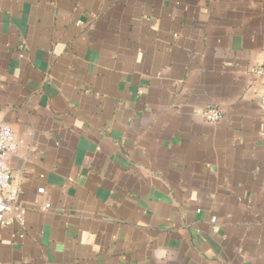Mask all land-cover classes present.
<instances>
[{"label":"crops","instance_id":"crops-1","mask_svg":"<svg viewBox=\"0 0 264 264\" xmlns=\"http://www.w3.org/2000/svg\"><path fill=\"white\" fill-rule=\"evenodd\" d=\"M263 89L264 0H0V264H264Z\"/></svg>","mask_w":264,"mask_h":264},{"label":"built area","instance_id":"built-area-1","mask_svg":"<svg viewBox=\"0 0 264 264\" xmlns=\"http://www.w3.org/2000/svg\"><path fill=\"white\" fill-rule=\"evenodd\" d=\"M260 73V72H259ZM260 103L264 108V89L260 94ZM203 117L207 122L215 123L221 117V111L208 107ZM18 142L15 140L11 127L0 121V225H18L25 223L26 208L19 204L20 191L13 185L5 168V159L16 152ZM43 193V189L38 190ZM212 222L215 218L211 219Z\"/></svg>","mask_w":264,"mask_h":264}]
</instances>
